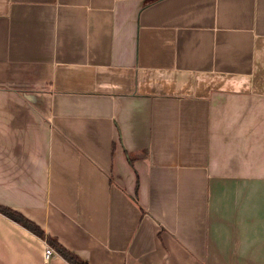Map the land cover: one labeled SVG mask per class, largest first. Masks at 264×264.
<instances>
[{
    "label": "crops",
    "instance_id": "1",
    "mask_svg": "<svg viewBox=\"0 0 264 264\" xmlns=\"http://www.w3.org/2000/svg\"><path fill=\"white\" fill-rule=\"evenodd\" d=\"M0 205L88 264H264V0H0ZM0 213V264H69Z\"/></svg>",
    "mask_w": 264,
    "mask_h": 264
},
{
    "label": "trees",
    "instance_id": "2",
    "mask_svg": "<svg viewBox=\"0 0 264 264\" xmlns=\"http://www.w3.org/2000/svg\"><path fill=\"white\" fill-rule=\"evenodd\" d=\"M0 213L24 226L25 228L33 232L35 235H37L39 238L47 241V243L54 250L55 254L62 256L69 264H88V262L82 260L81 257L66 249L57 240L53 239L51 236L49 237V235H47L41 229V227H39L36 223H33V221L29 220L21 213L3 205H0Z\"/></svg>",
    "mask_w": 264,
    "mask_h": 264
},
{
    "label": "built area",
    "instance_id": "3",
    "mask_svg": "<svg viewBox=\"0 0 264 264\" xmlns=\"http://www.w3.org/2000/svg\"><path fill=\"white\" fill-rule=\"evenodd\" d=\"M52 255H54V250L51 247H47L46 250H45L46 258H48V257H50Z\"/></svg>",
    "mask_w": 264,
    "mask_h": 264
}]
</instances>
